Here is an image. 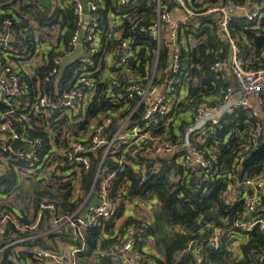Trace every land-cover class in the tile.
Listing matches in <instances>:
<instances>
[{
    "label": "built area",
    "instance_id": "1",
    "mask_svg": "<svg viewBox=\"0 0 264 264\" xmlns=\"http://www.w3.org/2000/svg\"><path fill=\"white\" fill-rule=\"evenodd\" d=\"M119 7L123 8L133 4L136 0H116ZM147 6H153L154 18L143 24V18L135 19L140 14L136 10L132 15H127L124 21H114V16H109V28L113 30L110 38L116 42V47L111 49L105 58V66L100 69L94 60L100 49V31H98V0H62V6L70 7L75 17V30L69 39L68 46H60V54H68L72 50H82L88 46L86 56H81L78 62L81 65L79 73H75L70 87L63 90L56 101H52L38 87L33 103L24 104V110L39 112L45 119L56 116L54 122L62 117L66 124L58 127L59 136L52 137L44 149V140L30 139L26 131L15 132L9 120L3 121L0 117V177L7 174L8 162L11 157L21 161L14 167V173L26 185L29 178L39 180H54L60 184H70L72 187L71 200L75 202L71 213L60 212L55 203L43 200L38 207V213L31 224L19 221L20 214L2 210L0 213V240L7 235L8 226L11 225L19 237L7 240L3 249L17 246L16 253L26 252L24 243H29L32 259L39 264H82L83 261L95 263L99 254L92 253L89 257L80 256L83 251L85 239L84 232L90 226H101V234L108 238L102 225L110 224L114 243L107 250L106 255L113 264H152L148 258L142 257L134 249V239L137 232L142 229L135 225L128 226L121 231V227L128 217L132 220L149 222L153 211L158 207L156 198L142 199L131 193L132 180L126 174L131 170L139 183L147 179V174L157 173L162 162L169 156H175V163L182 166L187 173L196 172L198 175L208 174L213 169L212 161L198 148L195 133L205 124L216 125L220 119L233 113L236 109L247 112V119L252 123L249 142L241 145L248 155L264 143V122L260 115L264 107V68L248 70L244 68L239 57L238 47L232 37L230 23L233 18H244L248 22H260L264 9V0H245L238 4L234 0H142ZM36 2V1H35ZM171 4V6H170ZM87 18V20H85ZM211 19L216 25L215 36L230 46V57L227 62L215 63L211 66L214 73L224 76L227 74L232 84L228 86L219 103L211 106L201 102L196 106L193 124L183 134H180L175 143L162 133L154 135L157 128L151 124L154 115L166 117L174 122L178 105L186 97V89L181 86L174 93L173 86L177 85L168 73L177 74L180 68L181 50L184 39L180 37V29L190 24H200V19ZM215 20V21H214ZM130 30L137 34H146L155 42V60L152 64L142 63L137 58L141 50L135 43L134 36H122L125 23ZM13 21L6 17L0 20V102L19 107L24 91V83L20 80L22 73L32 75L27 65L32 69L44 64L45 57L42 47L38 46L35 53L26 60V47L20 43L23 32L17 34L11 30ZM14 36V42H8L7 36ZM17 46V47H15ZM44 48V47H43ZM167 49L165 71L159 67V55ZM118 58L114 60L113 57ZM14 58L24 60L15 62ZM60 58L53 59V68L50 77L58 76ZM143 66L144 75H138L133 67ZM109 75H104L108 74ZM124 76V84L118 78ZM164 77L159 86L155 81ZM103 83L108 105L112 109L105 111L90 124V128L83 131L78 123L87 120L86 112L93 102L95 91ZM115 87L122 91L111 94ZM255 100L256 104L251 101ZM140 117L136 116L141 113ZM12 113V111L10 112ZM169 118V119H168ZM114 119L116 122L114 124ZM114 124V130L110 127ZM144 124V126H141ZM74 125V126H73ZM69 128L70 130H67ZM79 129L78 133L75 130ZM8 134H6V133ZM74 132V133H73ZM6 134V135H5ZM18 140L27 145L28 149H16L10 142ZM100 149L101 156L94 174L93 181L87 191L82 188L83 176L90 169L94 153ZM247 155V156H248ZM245 156L239 153L236 165H242ZM228 184L222 190L220 199L224 205L232 207L238 202L243 203V210L233 226L243 233L258 230L264 238V222L259 215L253 216L256 207L260 204V196L264 195V173L252 177H245L237 181L233 172L227 174ZM179 177L174 178L177 183ZM236 191H238L236 193ZM121 212L119 216L117 214ZM47 213L46 233L62 230L70 238L65 242L61 237L55 239L54 249H43L33 245L34 236L23 235L34 231L41 223L42 214ZM230 246L236 258L240 254V244L245 239L233 237ZM221 230L215 229L211 239L212 245L217 248ZM6 238V237H5ZM153 242L148 239L146 250H151ZM191 242L188 247L191 248ZM14 247V248H15ZM21 250V251H20ZM184 252L179 253L183 255ZM201 249L194 250L195 263H201ZM12 261L18 264L15 256Z\"/></svg>",
    "mask_w": 264,
    "mask_h": 264
},
{
    "label": "trees",
    "instance_id": "2",
    "mask_svg": "<svg viewBox=\"0 0 264 264\" xmlns=\"http://www.w3.org/2000/svg\"><path fill=\"white\" fill-rule=\"evenodd\" d=\"M238 4H244L245 0H234ZM245 1V2H244ZM260 1V0H256ZM99 8L97 10L99 18L98 31H100V49L94 57L96 65L102 69L105 66V58L111 49L116 47V42L110 38L113 30L109 28V16H115L114 21H124L127 15H132L136 10L140 15L135 18L137 21L143 18L142 23L148 24L153 18V6H147L145 1L136 0L135 3L120 8L116 0H98ZM0 20L9 17L13 21L11 30L16 34L23 32L19 44L26 47V60L29 59L37 47L40 45L36 37L37 30L59 28L60 42L59 46H68L69 39L75 30V17L70 7L61 6L52 9L48 4H32L26 0H0ZM17 6V10L14 8ZM171 6V4H170ZM260 22H248L244 18H233L230 23L232 37L238 47L239 57L244 68L248 70H258L264 68V9L262 11ZM119 18H121L119 20ZM36 26H33V23ZM215 21V20H214ZM216 25L211 19L201 18L200 24H190L180 29V37L184 39V44L180 56V68L177 74L168 73L169 78L173 77L177 85L173 86L174 93L183 86L186 89V97L178 105L177 115L174 116V122L166 117L154 115L151 124L157 128L153 130L154 135L162 133L169 137L168 141L175 143L177 137L183 134L191 126L196 106L201 102H206L213 106L220 102L225 89L232 84L230 77L225 74L214 73L211 66L215 63L227 62L230 57V46L228 43L220 41L215 36ZM135 37V43L141 50L137 53V58L142 63H149L155 60L156 44L151 37L146 34H137L128 32L127 22L123 29L122 36ZM17 47V46H15ZM52 50V49H51ZM49 51L45 56L44 64L32 69L33 74H21L20 80L24 83L23 95L19 103L21 106L15 107L0 102V117L4 116L3 121L9 120L12 123V129L15 132L26 131L30 139L44 140V149L50 145L46 144L52 137L59 136L58 127L66 124V118L62 117L54 122L56 116L45 119L39 112L24 110V104L33 103L37 94L38 87L41 93H45L52 101H56L59 94L70 87L69 82L79 73L81 65L76 59L64 67L60 79L58 76L50 77L49 72L53 68V59L60 55L54 50ZM87 55L88 46L81 50ZM65 54H62L64 56ZM116 60L118 57H113ZM167 58V49H164L159 55V67L165 71V61ZM15 62H24L14 58ZM138 75H144L143 66L133 67ZM61 70L62 68L59 67ZM60 72V71H59ZM59 75V73H58ZM120 82L124 84V76H118ZM158 78L156 85L162 84ZM93 102L89 105L86 112L87 120L78 123L83 131L90 128V124L105 111L112 109L108 105L107 95L104 91V84L100 83ZM121 87H115L111 94L121 92ZM12 111V113H10ZM141 113L136 116L140 117ZM260 115L263 116L264 107L260 109ZM261 116V117H262ZM169 119V118H168ZM116 119H114V124ZM114 124L110 130H114ZM74 126V125H73ZM144 126V124H141ZM252 123L247 119V112L236 109L231 114L224 115L216 125L205 124L199 129L194 137L200 141L197 142L205 155L212 161L213 169L207 178L204 175H198L196 172H185L182 166L177 165L173 158H167L162 162L160 170L155 174H147V179L139 183V179L134 177L131 170L126 174L132 180L131 193L142 199L151 200L156 198L159 201L158 207L153 211L149 222L132 220L128 217L121 231L128 226L135 225L142 229L137 232L134 239V249L144 258H148L152 264H194V250L201 249L200 264H264V238L256 229L253 232L243 233L237 230L233 223L239 218L243 210V203L238 202L232 207L224 205L220 199L222 190L227 186V174L235 173L237 181L241 182L245 177H252L261 172L264 173V158H260L253 164L244 167L236 165L240 151L247 156L241 145L249 142L252 131ZM70 130L69 128H66ZM79 129L75 130L78 133ZM6 133V132H5ZM74 133V132H73ZM8 134V133H6ZM5 134V135H6ZM0 135V141L3 140ZM264 140V135H263ZM92 157L90 169L83 176L82 188L87 191L93 181L96 172L101 150L98 149ZM14 157L8 162L7 174L0 177V199L11 195L23 196L25 208L20 211L8 206H0L7 212L19 213L18 218L21 223L31 224L37 213L40 202L46 200L53 202L60 209L62 214L71 213L74 210L75 202L71 200L72 187L70 184H60L54 180L44 181L29 178L25 185L17 174L14 173V167L19 165ZM179 177L177 183L174 178ZM121 212L117 214L119 216ZM259 215L264 222V195L260 196V204L256 207L253 216ZM47 213L42 214L41 223L36 230L26 232L23 235L34 236L33 245L40 246L43 249H54L55 239L61 237L65 242L70 238L62 230L46 233ZM108 238L101 234V226H90L84 232L85 244L80 256L89 257L97 252L99 258L95 263L85 262L82 264H113L106 255L107 250L114 243L112 238L111 225H102ZM219 229L222 235L219 237V243L215 248L211 239L214 236V230ZM233 237L238 236L245 239L240 244V254L236 258L232 247L230 246ZM6 237V238H5ZM0 240V264H15L12 256L18 260V264L33 262L29 243L23 245L27 247L26 252H15V246L3 249L9 238L17 239L19 233L11 226H8L7 235ZM152 240L151 250H146L147 240ZM193 243L192 247L188 245ZM184 252L183 255L179 253Z\"/></svg>",
    "mask_w": 264,
    "mask_h": 264
},
{
    "label": "rangeland",
    "instance_id": "3",
    "mask_svg": "<svg viewBox=\"0 0 264 264\" xmlns=\"http://www.w3.org/2000/svg\"><path fill=\"white\" fill-rule=\"evenodd\" d=\"M14 8L17 10V6H15ZM35 26H36V24L34 23V27ZM60 32L61 31L57 27H55L52 30H50V29L37 30L36 31V37H37L39 42H42L43 44L47 45L49 47V49L51 50V49L56 48V46L60 42L59 41L60 40V38H59ZM68 55H73L74 57H76L78 55V51L76 49H74ZM25 203L26 202L23 200V196L16 198V196L11 195L8 197H1V199H0V206L3 205L5 207L6 206L12 207V209H14L16 211H18V210L20 211L21 209H24ZM38 247H40V246H38ZM29 264H35V263L29 262Z\"/></svg>",
    "mask_w": 264,
    "mask_h": 264
},
{
    "label": "crops",
    "instance_id": "4",
    "mask_svg": "<svg viewBox=\"0 0 264 264\" xmlns=\"http://www.w3.org/2000/svg\"><path fill=\"white\" fill-rule=\"evenodd\" d=\"M26 1H28V0H26ZM29 1H31V3L32 4H34V5H36L37 3L38 4H48V5H52V9H54L55 7H58V8H60L61 6H62V0H29ZM36 1V2H35ZM82 1H84L85 2V0H82ZM0 8H1V3H0ZM85 19H87V18H85ZM32 23H33V21H31ZM33 26H34V23H33ZM59 29V28H58ZM39 46L40 47H42V49H43V54H45V55H47L48 54V52L50 51V49H49V47L47 46V45H45V44H43L42 42H39ZM44 47V48H43ZM60 47V46H59ZM52 50H54L55 52H57L58 50H59V48H58V45L56 46V48H54V49H52ZM51 50V51H52ZM77 50V49H76ZM73 51V50H72ZM71 51V52H72ZM78 51V55L76 56V57H74L73 55H68V54H66V55H64V56H62V54H60L59 55V58H60V64H59V67L60 68H64L66 65H68V64H70V63H72L73 61H75L76 59H79L81 56H83V52L81 51V50H77ZM73 56V57H72ZM40 58H38V59H41V60H44L45 59V57H41V56H39ZM26 67H28V70H31L32 71V67H31V65L29 64V65H27ZM104 75H109V73L108 74H104ZM251 103L252 104H256V101L255 100H252L251 101ZM262 116V115H261ZM262 119H263V116H262ZM169 158H173V159H175V156L173 157V156H169ZM238 191H236V193H237ZM19 248L16 246L15 247V250H18ZM21 251V250H20ZM26 264H29V262L27 261L26 262Z\"/></svg>",
    "mask_w": 264,
    "mask_h": 264
},
{
    "label": "water",
    "instance_id": "5",
    "mask_svg": "<svg viewBox=\"0 0 264 264\" xmlns=\"http://www.w3.org/2000/svg\"><path fill=\"white\" fill-rule=\"evenodd\" d=\"M87 20V19H85ZM7 41L13 43L14 42V36L11 34L7 36ZM64 71V68H62L59 72L58 79L61 78L62 73ZM257 111L259 112L260 109L258 108ZM10 144L16 148V149H28L27 145L21 144L18 140H11ZM260 158H264V143H262L260 146H258L256 149H254L244 160L243 166H249L259 160Z\"/></svg>",
    "mask_w": 264,
    "mask_h": 264
}]
</instances>
